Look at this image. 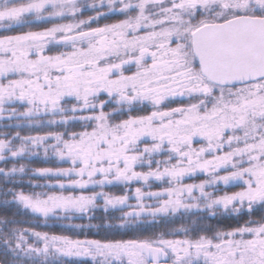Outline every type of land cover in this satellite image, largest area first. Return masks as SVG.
I'll use <instances>...</instances> for the list:
<instances>
[{
  "label": "snow or ice",
  "instance_id": "1",
  "mask_svg": "<svg viewBox=\"0 0 264 264\" xmlns=\"http://www.w3.org/2000/svg\"><path fill=\"white\" fill-rule=\"evenodd\" d=\"M113 16L123 18L100 23ZM40 21L51 26L31 30ZM25 27L0 34V163H11L0 167V207L45 223L100 207L122 215L90 225L104 239L0 215V264H264V0H0V30ZM41 153L68 166L19 162ZM29 171L45 180L30 186L49 191H18ZM221 184L240 190L216 195ZM114 185L126 193L105 191ZM220 209L249 219L169 227L177 213ZM149 217L164 230L106 238Z\"/></svg>",
  "mask_w": 264,
  "mask_h": 264
},
{
  "label": "trees",
  "instance_id": "2",
  "mask_svg": "<svg viewBox=\"0 0 264 264\" xmlns=\"http://www.w3.org/2000/svg\"><path fill=\"white\" fill-rule=\"evenodd\" d=\"M85 18L88 15H94L93 12L90 10L85 12ZM123 17H117L113 16L111 19L106 20V23L115 22L116 19H121ZM105 21L101 20L100 23L103 24ZM50 23H46L43 21L35 22L31 30L33 31H40L45 27H50ZM95 26V25H93ZM29 30L27 27L23 29H15L11 33H4L3 30H0V34H17L21 31H27ZM176 105V104H173ZM172 105V106H173ZM8 131V129H5L3 127V122H0V133ZM14 131V130H13ZM32 134L35 135V131H29L27 128L21 131V135H28ZM18 143V142H17ZM20 163H24L28 166L29 170L40 168V167H56V166H63L67 167V164L58 165L55 161H45L43 159V155L39 157H28L21 159L19 161ZM0 167H11V163L8 165H4L3 163H0ZM30 179L32 183H39L44 184L45 180L44 178L38 177V176H32L31 171H29V174L26 175L23 179V181H19L16 185L18 191H23L25 194H31L32 192H39V191H49L48 189H41V188H32L30 186ZM205 179L204 177H196L193 179L185 180V182L190 181H199ZM12 185H9L11 187ZM139 186L136 183H133L131 186V190L127 191V194L131 198V194L134 192L135 187ZM159 190V187L157 185H154L152 190ZM99 191V189H96ZM210 190V188L208 189ZM52 191H58L56 189H53ZM91 189L87 190L85 194H90ZM105 191L112 193L114 195H124L126 193V189L121 185H114L109 186L105 188ZM216 194V193H215ZM216 195H219L217 193ZM136 200L132 199L129 202V205L135 206ZM102 205V201L100 202ZM124 211H131V208L125 207L123 209ZM10 215L13 216L19 223L17 224L18 227L23 228H31L35 229L36 231L40 232H48L49 234H56V235H66L73 239H104L105 238V232H99L95 227H90V225H98L101 223L102 220L105 222H112L115 224H118L119 217L122 215V212L120 210H109L108 214H105L102 210V207L96 209L94 213H90L89 215L93 216L94 218L89 219L88 216H85L83 218H74L71 221L66 220H52L49 219L46 223L42 217H39L37 215H33L29 210L23 209L21 206L12 205L8 209H4L3 207H0V215ZM260 213L258 212L257 215L251 217L252 219H258ZM150 217L144 219L140 222L139 226L132 225L128 229H121L119 233H108L106 238L108 239H129V238H147L152 237L156 234H158L160 231L164 230L161 225H150ZM172 223L169 224L170 228H179L182 225L190 226V227H197L203 226V227H213L221 230H228L230 228L236 227L237 225H242L249 217L247 215L243 214H236L231 212H225L223 209H220L217 211V214L215 217H211L209 213L207 212H200L196 213L195 210H193V213H177L174 216L168 218ZM196 222V223H193ZM73 224H79L84 225V229H73L68 227V225ZM167 238H183L182 236L178 237H167ZM67 264H84L83 261H77L75 258L70 259L67 261Z\"/></svg>",
  "mask_w": 264,
  "mask_h": 264
},
{
  "label": "rangeland",
  "instance_id": "3",
  "mask_svg": "<svg viewBox=\"0 0 264 264\" xmlns=\"http://www.w3.org/2000/svg\"><path fill=\"white\" fill-rule=\"evenodd\" d=\"M89 2H91V0H89ZM122 19V18H121ZM173 106H177V105H173ZM197 177H204V178H206L203 174H200V175H198ZM201 180H199V181H190V182H185V183H193V182H195V183H199ZM152 190V189H151ZM158 190V189H157ZM240 190V188L239 187H234V186H229V187H227V188H225V186L224 185H219L218 186V188L215 190V193L217 194V193H219V195H223L224 194V192H228L229 194L231 193V192H233V191H239ZM153 191H156V190H153ZM209 191H214V189H212V188H210V190ZM110 194H112V193H110ZM114 195V194H113ZM132 199H134V192L131 194V198L129 199V201L130 200H132ZM128 201V204L130 203ZM136 202V201H135ZM146 203H154L153 201H146Z\"/></svg>",
  "mask_w": 264,
  "mask_h": 264
},
{
  "label": "flooded vegetation",
  "instance_id": "4",
  "mask_svg": "<svg viewBox=\"0 0 264 264\" xmlns=\"http://www.w3.org/2000/svg\"><path fill=\"white\" fill-rule=\"evenodd\" d=\"M105 22L104 23H106V20H104Z\"/></svg>",
  "mask_w": 264,
  "mask_h": 264
}]
</instances>
